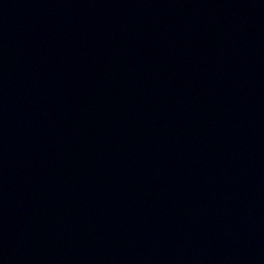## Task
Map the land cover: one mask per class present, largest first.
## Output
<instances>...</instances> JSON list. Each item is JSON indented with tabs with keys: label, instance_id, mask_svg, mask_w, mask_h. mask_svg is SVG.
<instances>
[{
	"label": "water",
	"instance_id": "obj_1",
	"mask_svg": "<svg viewBox=\"0 0 264 264\" xmlns=\"http://www.w3.org/2000/svg\"><path fill=\"white\" fill-rule=\"evenodd\" d=\"M0 264H264V0H0Z\"/></svg>",
	"mask_w": 264,
	"mask_h": 264
}]
</instances>
